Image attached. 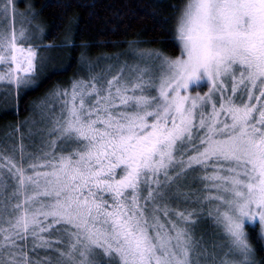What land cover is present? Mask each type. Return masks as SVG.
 I'll list each match as a JSON object with an SVG mask.
<instances>
[{"label": "snow or ice", "instance_id": "snow-or-ice-1", "mask_svg": "<svg viewBox=\"0 0 264 264\" xmlns=\"http://www.w3.org/2000/svg\"><path fill=\"white\" fill-rule=\"evenodd\" d=\"M17 2L0 0V82L19 95L39 86L45 58L34 5L18 14ZM176 32L180 56L132 48L131 63L104 68L98 57L4 134L0 264H257L264 0H185Z\"/></svg>", "mask_w": 264, "mask_h": 264}, {"label": "trees", "instance_id": "trees-1", "mask_svg": "<svg viewBox=\"0 0 264 264\" xmlns=\"http://www.w3.org/2000/svg\"><path fill=\"white\" fill-rule=\"evenodd\" d=\"M184 3L185 0H20L17 5L21 13L34 5V44L39 45V52L50 53L52 58L40 71L37 88L21 91L14 103L7 101L9 106L0 112V133H10L17 123L30 119L33 105L39 104L50 90L66 88L83 62L112 57L135 46L158 48L169 57L180 56L176 27ZM74 18H78V27L73 33L68 29ZM64 41L72 43L69 46L62 44ZM252 243L257 249V264H264V244L257 243L255 236Z\"/></svg>", "mask_w": 264, "mask_h": 264}, {"label": "rangeland", "instance_id": "rangeland-1", "mask_svg": "<svg viewBox=\"0 0 264 264\" xmlns=\"http://www.w3.org/2000/svg\"><path fill=\"white\" fill-rule=\"evenodd\" d=\"M19 1L20 0H18L17 4L19 3ZM17 4L15 5V9H16V12L19 14V13H21V11L19 10V8H18L19 6ZM9 7L11 9L12 6H9ZM16 19H17V21H19V19H20L19 15H17ZM9 22H11V11H9ZM31 31H32V29H31ZM34 41L35 40L33 39V43H34ZM25 46H27V45H25ZM132 48H140V49H144V50H159L158 48L156 49V48L140 47V46L127 47L122 52H119V53L115 54V55H119V61L107 59V58H109L107 56L106 57H104V56L99 57V58H101V60H100V68H104L108 64H116L118 66L119 63H122L125 60H128L129 63H131L132 62L131 56L125 55V53H128L130 51V49H132ZM180 48H181V46H180ZM180 52H181V50H180ZM163 54L166 55L165 53H163ZM39 56L45 58V63L49 62L51 60V58H52L50 56V53L44 54V52H39ZM97 58L98 57H95L91 61H95ZM171 58H176V57H171ZM87 63L88 62H83V65L80 66L78 72L76 73V77L74 79H79L80 77H86L88 75L87 67H86ZM113 74H115V70L113 71ZM67 87H69V85ZM21 91H25V90L22 89ZM197 91H199L200 94L203 95L205 92L208 91V88L204 87L202 89L195 90L191 94L192 95H196ZM16 96H18V95H17V92H16V89H15L14 85H9L6 81L5 82H0V112L3 111V110H6V107L9 106V104H7V101H10V103H12V102L14 103ZM32 118H33V115L30 117V119H32ZM36 119L39 120V116L38 115L36 116ZM24 131L27 132V129L25 128ZM4 134L5 133H0V142H3ZM8 134H9V137H11V132L8 133ZM16 137H17V143H18L19 142V133L16 134ZM25 142L27 143L28 141L26 140ZM181 207H184V205H181ZM214 231H215V229L212 226L211 221H206L204 219H201V222L197 225V232L198 233H203L205 235L206 239H209V240L213 239ZM258 231H259V228H257V232ZM256 257H257V255H255V259H256Z\"/></svg>", "mask_w": 264, "mask_h": 264}]
</instances>
